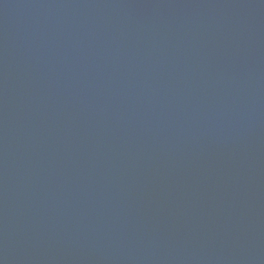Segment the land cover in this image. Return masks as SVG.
<instances>
[{
    "label": "water",
    "instance_id": "obj_1",
    "mask_svg": "<svg viewBox=\"0 0 264 264\" xmlns=\"http://www.w3.org/2000/svg\"><path fill=\"white\" fill-rule=\"evenodd\" d=\"M0 264H264V0H0Z\"/></svg>",
    "mask_w": 264,
    "mask_h": 264
}]
</instances>
